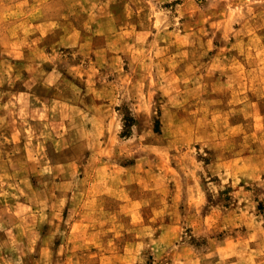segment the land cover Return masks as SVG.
I'll use <instances>...</instances> for the list:
<instances>
[{
  "label": "rangeland",
  "instance_id": "obj_1",
  "mask_svg": "<svg viewBox=\"0 0 264 264\" xmlns=\"http://www.w3.org/2000/svg\"><path fill=\"white\" fill-rule=\"evenodd\" d=\"M221 4L264 26V0H0V264H264V37L237 97L235 48L175 49Z\"/></svg>",
  "mask_w": 264,
  "mask_h": 264
},
{
  "label": "crops",
  "instance_id": "obj_2",
  "mask_svg": "<svg viewBox=\"0 0 264 264\" xmlns=\"http://www.w3.org/2000/svg\"><path fill=\"white\" fill-rule=\"evenodd\" d=\"M226 2V1H225ZM224 6L221 4L219 7L215 9L210 10H200L202 12V17L205 19L203 25L199 24L200 18L198 20L193 21V27L183 28L182 30H185L183 33V38L185 41H178L175 43L177 50H188V51H207V50H213V49H236L235 53V60L239 61L240 66H243V70L240 69L236 70L235 73H227L226 76H221L219 80L226 82V85H233L235 83V89L232 90L230 94L227 95V97H237L238 92H241L242 90L238 88L242 87V83L245 81L243 73H245V70L249 67H253L257 64L250 63L248 60H244V51H256L258 48L256 44L255 38H259L261 36L264 37V26H260L259 24H252L249 25V19H247V16L245 18L244 15L239 14L237 12L236 16H233L235 19V22L231 24V17L226 14V10L228 9H222ZM221 11V12H220ZM264 11V10H260ZM218 12L220 14H218ZM175 13V11L173 12ZM197 14V12H195ZM223 13V15H222ZM176 16V14L174 15ZM161 20H172L173 21V15H166L163 17L161 15ZM218 19L221 24V29L214 34H221V37H212L211 30H210V24L206 22L207 19L209 21L211 19ZM243 18V19H242ZM239 19L241 20V24H237V21ZM251 20V19H250ZM254 20V19H253ZM252 20V21H253ZM155 22H159V19L156 18ZM240 22V21H239ZM233 26V27H232ZM181 28V27H180ZM234 30V31H233ZM173 34L179 33L177 30L172 31ZM261 34V35H260ZM228 38H235V41H229ZM224 39L226 41H224ZM262 50L264 51V40H261L260 42ZM180 61H178L177 66H179ZM214 76L212 73H210L209 80L212 82L214 80ZM247 80V79H246Z\"/></svg>",
  "mask_w": 264,
  "mask_h": 264
}]
</instances>
